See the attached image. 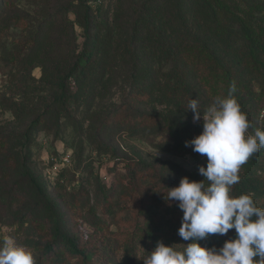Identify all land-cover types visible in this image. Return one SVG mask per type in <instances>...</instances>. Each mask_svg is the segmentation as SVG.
<instances>
[{"label":"trees","instance_id":"16d2710c","mask_svg":"<svg viewBox=\"0 0 264 264\" xmlns=\"http://www.w3.org/2000/svg\"><path fill=\"white\" fill-rule=\"evenodd\" d=\"M36 2L24 44L13 53L3 50L2 55L13 63L14 83L12 96L4 95L1 103H9L23 131L14 140L0 137V177L7 181L6 186L16 182L15 190L0 194V206L12 210L22 198L32 203L28 220L45 224L52 238L45 254L58 258V249L64 248L88 264L78 239L65 231L62 211L46 181L32 166L39 133H58L68 125L94 147L93 152L115 154L105 145L109 118L105 102L118 91L121 103L133 109L135 119L154 122L146 128L165 138L159 149L179 156L191 154L195 160L192 171L171 161L160 162L157 168L141 162L139 170L154 171L166 194L184 177L204 180L199 167H206L207 157L185 146L202 133L203 120L194 123L188 105L197 99L203 113L216 98H206L191 79L189 56L196 51L213 61L229 81V88L235 86L234 96L252 125L249 134L264 131V0ZM16 4L17 0H0V25L16 19L8 18L17 11ZM36 69L41 71L39 78L33 75ZM112 106L120 109L117 104ZM135 170H131L133 178ZM239 176L232 195H251L264 209V148L241 167ZM177 211L181 217L170 227L176 235L183 212L177 205L166 211L167 215ZM235 238L233 229L200 243L219 249ZM128 264L143 263L130 260Z\"/></svg>","mask_w":264,"mask_h":264},{"label":"rangeland","instance_id":"374dc122","mask_svg":"<svg viewBox=\"0 0 264 264\" xmlns=\"http://www.w3.org/2000/svg\"><path fill=\"white\" fill-rule=\"evenodd\" d=\"M35 5L36 0H17V11L8 17L16 19L0 25V137L11 140L18 138L23 130L21 120L10 112L9 103H1L4 95L12 96L14 83L13 63L6 62L2 55L3 50L13 53L17 46L24 44ZM188 71L206 98L228 95L229 81L207 56L192 52ZM33 75L39 78L41 71L36 69ZM121 101L117 91L105 102L109 112L105 115L109 114L105 145L112 147L115 154L93 152L94 147L68 125L58 133L55 130L40 132L39 146L33 152L32 166L46 181L62 211L65 231L78 239L88 264H128L130 260L143 263L157 242L175 245L178 250L187 242L170 228L179 221L180 211L170 215L166 212L178 202L169 203L166 190L157 183L154 171L142 172L137 164L145 162L157 168L158 163L171 161L192 171L195 160L191 154L179 156L159 149L158 145L165 138L156 137L146 128L154 122L135 119L133 109H126ZM112 104L120 109L116 110ZM114 111L118 113L114 115ZM132 128L133 132L127 133ZM132 169H136L135 178ZM6 183L0 177V194L15 190V181L7 186ZM154 191H158L157 195ZM32 207L34 205L24 198L12 210L0 206V245L5 237L13 238L34 254L36 264H84L82 258L72 257L64 248L58 249V258L45 254L44 248L52 238L45 224L28 220Z\"/></svg>","mask_w":264,"mask_h":264},{"label":"clouds","instance_id":"9594fccd","mask_svg":"<svg viewBox=\"0 0 264 264\" xmlns=\"http://www.w3.org/2000/svg\"><path fill=\"white\" fill-rule=\"evenodd\" d=\"M235 90L231 86L227 96L217 97L203 113L197 99L190 101L188 111L193 113L194 123L203 120V131L185 146L207 157L206 167H199L205 179L182 178L178 187L169 189L167 201L178 202L183 212L178 235L191 243L178 250L175 245L157 242L143 264H264V209L251 195H232L241 167L264 148V131L249 134L252 125L234 96ZM233 229L236 238L225 241L219 249L200 243ZM0 264L36 261L30 250L5 237L0 245Z\"/></svg>","mask_w":264,"mask_h":264}]
</instances>
